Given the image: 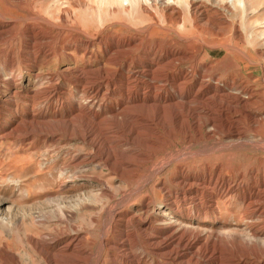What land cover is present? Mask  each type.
Returning a JSON list of instances; mask_svg holds the SVG:
<instances>
[{
  "label": "bare ground",
  "instance_id": "obj_1",
  "mask_svg": "<svg viewBox=\"0 0 264 264\" xmlns=\"http://www.w3.org/2000/svg\"><path fill=\"white\" fill-rule=\"evenodd\" d=\"M218 1L65 0L68 6L63 8L62 0H51L53 12L49 17L34 12L13 34L7 33L14 24L13 16L0 13V42H15L20 32L26 33L30 42L29 47L23 48L24 57H49L47 42L69 37L72 41L65 50L80 53L82 58L100 55L103 62L95 70L97 74L83 75L65 68L62 78L87 80L96 76L106 84L118 82L119 110H93L90 98L101 92L100 81L81 86V91L89 96L84 104L75 107V115L68 123L74 119L83 121L79 136L87 147L81 161L84 166L97 163L121 183L122 175L134 173L138 163L151 165L129 191L118 186V197L104 180L95 178L102 190L95 195L98 212L89 216L88 229L73 227L59 208L57 221L63 227L54 224L45 232L25 234L22 247L28 252L27 257L2 243L0 264H264V196L260 194L264 191V167L248 176L228 178L221 168L206 166L199 177H186L185 163L193 155L186 148L158 160L138 150L156 149L160 123L165 124L170 136L179 131L184 140L190 141L193 132L212 138L221 122L231 133L228 136L233 135L223 142L227 146L243 140L242 133L233 126L242 117H261L253 122L264 120L262 84H252L250 75L237 74L242 59L226 65L231 70L222 77L212 73L206 64L204 49L214 47L206 36L216 38L217 47L228 53L240 51L244 42L241 31L230 19L246 10V1ZM181 4L187 8V20L179 8ZM73 8L103 13L110 24L105 28L108 33L88 35L81 26L76 30L84 31V37L81 33L71 36L65 32L71 27ZM135 8L140 19L135 24L125 23L122 17L132 18ZM36 21H41L40 27L47 30L50 26L57 28V37L39 31ZM233 39L237 44H231ZM36 41L41 49L35 47ZM131 82L139 84L132 86ZM166 170L174 172L172 182L179 189L171 191L163 183L156 185L158 189L149 187ZM230 195L237 197L241 217L249 215L253 219L240 231H213L187 218L180 219H221L217 200ZM155 200H159L162 210L149 214L148 206ZM137 202L143 206L142 214H129L127 208ZM231 205V200L225 199L226 209Z\"/></svg>",
  "mask_w": 264,
  "mask_h": 264
},
{
  "label": "rangeland",
  "instance_id": "obj_2",
  "mask_svg": "<svg viewBox=\"0 0 264 264\" xmlns=\"http://www.w3.org/2000/svg\"><path fill=\"white\" fill-rule=\"evenodd\" d=\"M245 1L246 10L230 19L231 24L242 33L244 42L240 44L241 50L228 53L229 51L217 47L216 38L206 36L207 42L214 46L204 49L208 58L206 64L212 73L222 77L223 73L231 70L226 65L242 59L237 74L250 75L252 84H262L260 91L263 93L264 0ZM212 2L219 3L218 0ZM61 3L63 8L68 6L65 0ZM179 8L187 20L186 6L181 4ZM34 12L49 17L53 12L51 0H0V13L5 17L13 16L14 20L7 33L20 31L23 28L22 21ZM73 15L71 27L65 30L71 36L81 33L76 30L80 26L89 32L88 35L108 33L105 28L110 24L103 13L96 14L84 8H73ZM130 16L132 18L124 15V22L135 24L140 19V12L135 8ZM36 22L40 27L41 21ZM39 31L52 37H57L55 35L58 32L57 28L51 26L49 30L40 27ZM80 36L84 37V31ZM228 36L231 33L228 32ZM174 38L177 39L176 36ZM70 41L72 39L69 37L64 41L62 37H58L53 43L46 41L51 49L49 57L41 54L24 57L23 48L29 47L27 43L30 41L23 32L17 35L15 42H0V246L4 243L24 257L28 254L22 247L25 234L45 232L54 224L63 227L57 221L56 212L59 208H62L73 227L81 231L88 229L89 216L98 212L95 195L102 190L95 178L104 180L112 188L111 193L118 197V186L129 191L151 166L149 163H138L134 173L122 175L120 183L118 178L102 170L97 163L84 166V162H81L87 152V147L79 136L83 121L74 119L71 124L68 121L75 115V107L84 104L89 96L81 91V86L92 85L100 80L96 76L87 77V80L84 77L64 79L61 77L62 70L72 68L83 75L96 73L95 70L101 67L103 56L82 58L80 53L65 50ZM230 42L237 44L235 39ZM35 47H41L38 41ZM201 67L203 65L199 66ZM117 83L111 81L106 84L100 81L101 92L97 97L91 95L93 97L90 98L94 105L93 110L120 109L117 99L120 88ZM138 84L130 83L132 86ZM61 94L65 95L63 99L58 97ZM259 118L261 117L255 119ZM253 120L242 117L239 123L234 124L242 133L243 140L227 146L223 142L233 138V135L228 136L231 133H227L228 130L221 122L212 138L208 139L193 132L190 141L182 138L178 131L181 128H177L178 133L170 136L165 124L160 123L157 126L160 141L156 149L149 152L138 150L142 155L149 154L158 160L186 148L193 154L185 163L186 177H199L198 175L205 172L206 166L213 170L221 168L223 175L228 178L239 174L248 176L250 172L264 167V120ZM173 173L172 170H166L149 187L158 189L156 185L163 183L171 191L179 189L172 182L175 176ZM260 194L264 196V191L261 190ZM225 199L231 200L229 209L224 206ZM237 201V197L231 195L217 200L223 218L213 222H208V218L203 216L199 219H180L187 218V221H195L213 231H240L253 219L249 215L241 217ZM158 203L159 200L151 202L148 206L149 214H153L156 209L162 210ZM215 204L214 201L213 206ZM127 211L129 214L138 212L137 215H140L143 206L137 202L127 208Z\"/></svg>",
  "mask_w": 264,
  "mask_h": 264
}]
</instances>
